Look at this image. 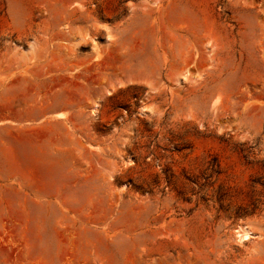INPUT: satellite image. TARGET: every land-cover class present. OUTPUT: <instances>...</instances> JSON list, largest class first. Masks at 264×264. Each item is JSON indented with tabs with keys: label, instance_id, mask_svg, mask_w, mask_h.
<instances>
[{
	"label": "rangeland",
	"instance_id": "rangeland-1",
	"mask_svg": "<svg viewBox=\"0 0 264 264\" xmlns=\"http://www.w3.org/2000/svg\"><path fill=\"white\" fill-rule=\"evenodd\" d=\"M0 123V264H264V0H0Z\"/></svg>",
	"mask_w": 264,
	"mask_h": 264
},
{
	"label": "crops",
	"instance_id": "crops-1",
	"mask_svg": "<svg viewBox=\"0 0 264 264\" xmlns=\"http://www.w3.org/2000/svg\"><path fill=\"white\" fill-rule=\"evenodd\" d=\"M57 117H58L59 119H61V120H64V119H65V115H64V114H58ZM0 124H1V123H0ZM61 125H64V123H62ZM28 148H29V151L32 153V155H33V153L36 152V151L39 152V149L37 150L36 148H33V147L30 148V146H28ZM32 155H31V156H32Z\"/></svg>",
	"mask_w": 264,
	"mask_h": 264
},
{
	"label": "bare ground",
	"instance_id": "bare-ground-1",
	"mask_svg": "<svg viewBox=\"0 0 264 264\" xmlns=\"http://www.w3.org/2000/svg\"><path fill=\"white\" fill-rule=\"evenodd\" d=\"M249 237V232H247L246 230H243L242 231V234H241V240H245Z\"/></svg>",
	"mask_w": 264,
	"mask_h": 264
}]
</instances>
